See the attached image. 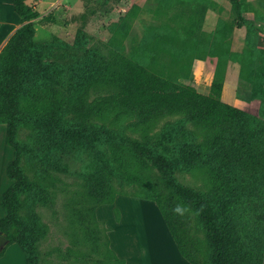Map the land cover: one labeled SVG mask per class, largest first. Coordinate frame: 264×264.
<instances>
[{
  "label": "trees",
  "instance_id": "1",
  "mask_svg": "<svg viewBox=\"0 0 264 264\" xmlns=\"http://www.w3.org/2000/svg\"><path fill=\"white\" fill-rule=\"evenodd\" d=\"M228 1L237 11L238 25L246 22L243 11L249 3ZM11 3L22 24L0 50V124L6 125V141L14 154L6 167L13 182L1 196L4 215L0 231L9 241L0 256L9 244L16 243L25 255V264H39L36 243L45 237L46 227L34 224L33 219L29 223L18 214L21 195L33 189L22 167L26 147L18 138V130L24 111L37 110L59 127L53 130V136L58 134L63 148H85L110 177L135 186L131 193H124L100 174L88 175L86 186L94 203L82 201L69 216L70 223L85 233L81 242L84 249L78 256L72 246L68 247L66 259L78 257L80 264H126L111 249L108 228L95 214L97 206L111 204L117 194H125L155 202L180 254L189 263L262 264L264 244L261 247L258 239L244 243L238 223L244 216L242 205L253 204L250 197L254 193L262 196L259 204L264 218V125L221 97L223 66L229 59L240 63V76L249 83L252 95L264 96V64L246 58L244 52L230 50L225 36L214 37L206 50L197 38L203 12L193 8L181 27L168 23L169 30L154 38L151 53H117L69 89L73 93L64 94L62 68L48 61L50 57L60 58L53 52L62 50L63 42L58 40L55 49L35 43L34 19L38 11L28 0ZM169 20L178 22L173 16ZM181 28L185 37L179 35ZM226 31L227 27L219 32L225 35ZM261 52L264 55V50ZM245 54H251L250 50ZM206 55L217 56L219 66L209 92L204 94L180 79L189 77L193 58L203 59ZM93 89L99 93L90 97ZM172 116L191 122L203 135L202 141L195 140L192 147L179 145L183 156L175 162L156 151L150 135L160 120ZM120 125L141 131L144 141L116 128ZM106 146L110 157L104 154ZM184 162L191 173L202 172L209 190H194L178 182L175 172L183 168ZM140 167L156 169L167 184L144 174ZM190 211L206 231L211 247L207 255L201 253L192 237Z\"/></svg>",
  "mask_w": 264,
  "mask_h": 264
},
{
  "label": "rangeland",
  "instance_id": "2",
  "mask_svg": "<svg viewBox=\"0 0 264 264\" xmlns=\"http://www.w3.org/2000/svg\"><path fill=\"white\" fill-rule=\"evenodd\" d=\"M242 1L249 5L243 11L246 22L241 25H238L237 11L228 0H30L28 3L38 11L34 19V42L48 47L56 46L58 40L63 42V49L53 52L60 58L50 57L48 61L62 68L61 87L63 93L67 94L73 93L69 89L76 87L91 72L101 69L117 53L136 55L145 50L151 53L154 38L169 30L168 23L173 27H181L193 8L199 9V13L203 12L197 38L206 50L211 48L214 37L225 36L223 39L230 50L244 52L246 58L250 56L264 64V55H260L263 54L261 49L264 50V19L259 18L264 16V0ZM171 16L178 19L176 24L169 20ZM224 26L227 27L225 35L220 33ZM179 35L185 37L182 28ZM249 50L251 54L246 55L245 51ZM161 57L169 59L168 55ZM218 66L217 56L206 55L203 59L195 57L189 77L180 81L207 94ZM223 69L221 99L260 119L264 125V96L252 95L249 83L240 76V63L229 59ZM97 93L98 89H93L90 97ZM23 114L18 138L26 147L22 167L32 181L33 189L21 195L18 214L29 223L33 219L34 224L46 227L45 237L36 243L39 264H80L78 257L66 259L64 252L72 246L74 254L78 255L84 249L82 241L85 233L80 226L70 223L69 216L74 207H80L82 201L89 200L88 205L94 203V199L90 200V189L86 186L88 175L96 172L124 193H131L135 186L110 177L100 161L85 148H63V143L56 136L58 134L53 136L59 127L46 119L44 113L33 110L24 111ZM116 128L132 138L144 141L141 131H132L126 125ZM150 135L156 151L172 162L181 158L179 145L192 147L195 140L198 143L203 139L198 129L180 116L160 120L150 130ZM103 151L110 157L108 146ZM13 156V149L6 141V126L0 124V218L4 215L2 193L13 182L6 173L7 164ZM183 165L175 172L179 183L194 190L210 189V184L204 183L202 172L193 174L186 162ZM140 170L158 181H165L152 167L147 170L140 167ZM250 198L253 204L242 205L244 216L238 223V229L244 243L258 239L262 247L264 218L261 217L262 206L259 204L262 196L254 193ZM189 215L194 242L201 253L207 255L211 247L206 231L195 213L190 211ZM75 242L82 243L76 245ZM0 264H25V255L16 243H11L0 256Z\"/></svg>",
  "mask_w": 264,
  "mask_h": 264
},
{
  "label": "crops",
  "instance_id": "3",
  "mask_svg": "<svg viewBox=\"0 0 264 264\" xmlns=\"http://www.w3.org/2000/svg\"><path fill=\"white\" fill-rule=\"evenodd\" d=\"M21 24L11 0H0V50ZM159 212L155 202L125 194L95 209L108 228L111 249L126 264H191L180 254Z\"/></svg>",
  "mask_w": 264,
  "mask_h": 264
},
{
  "label": "water",
  "instance_id": "4",
  "mask_svg": "<svg viewBox=\"0 0 264 264\" xmlns=\"http://www.w3.org/2000/svg\"><path fill=\"white\" fill-rule=\"evenodd\" d=\"M8 238L6 237V234L3 231H0V252L2 248L8 243Z\"/></svg>",
  "mask_w": 264,
  "mask_h": 264
},
{
  "label": "clouds",
  "instance_id": "5",
  "mask_svg": "<svg viewBox=\"0 0 264 264\" xmlns=\"http://www.w3.org/2000/svg\"><path fill=\"white\" fill-rule=\"evenodd\" d=\"M177 211H179V209H177Z\"/></svg>",
  "mask_w": 264,
  "mask_h": 264
}]
</instances>
